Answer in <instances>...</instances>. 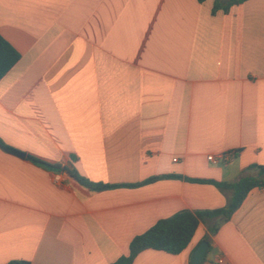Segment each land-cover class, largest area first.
Returning <instances> with one entry per match:
<instances>
[{
	"label": "crops",
	"instance_id": "1",
	"mask_svg": "<svg viewBox=\"0 0 264 264\" xmlns=\"http://www.w3.org/2000/svg\"><path fill=\"white\" fill-rule=\"evenodd\" d=\"M213 5L0 0V35L21 54L0 82V140L118 186L90 190L0 145V264H113L158 221L227 205L187 178L232 183L264 166V0ZM157 176L170 177L124 186ZM263 188L229 221L201 222L182 253L133 264H191L204 241L200 264H264Z\"/></svg>",
	"mask_w": 264,
	"mask_h": 264
},
{
	"label": "trees",
	"instance_id": "2",
	"mask_svg": "<svg viewBox=\"0 0 264 264\" xmlns=\"http://www.w3.org/2000/svg\"><path fill=\"white\" fill-rule=\"evenodd\" d=\"M199 3H204L206 0H197ZM248 0H214L212 14L218 11H223L228 14L234 6L244 4ZM21 54L0 35V82L1 80L15 67L20 61ZM0 145L4 143L0 140ZM11 149V148H10ZM14 150V149H12ZM27 158L32 163L49 169L51 171L61 173L67 172L80 185L93 190L105 191L118 186L106 185L102 183H94L88 178L79 174L74 164L76 159L71 156L70 168H66L57 164L44 161L32 155H27ZM252 169L259 171L258 177L246 176L236 182H220L207 179H189L188 181L199 184H211L217 187L224 193H229L230 198L224 208L206 211H181L175 215L158 221L145 233L137 235L133 238L129 245V253L121 257L113 264H133L137 256L146 250L163 251L171 255L182 253L191 243L195 232L201 222L209 219H222L223 222L229 221L233 215L241 208L243 202L249 193L255 188L264 186V166L253 165ZM164 177L157 176L150 178L138 184L124 185L125 187H139L154 183ZM177 177V176H176ZM180 178V177H179ZM210 251V247L207 253ZM206 253V255H207ZM205 259H203L204 261ZM8 264H33L26 260H14Z\"/></svg>",
	"mask_w": 264,
	"mask_h": 264
},
{
	"label": "water",
	"instance_id": "3",
	"mask_svg": "<svg viewBox=\"0 0 264 264\" xmlns=\"http://www.w3.org/2000/svg\"><path fill=\"white\" fill-rule=\"evenodd\" d=\"M1 148L13 155V156H16L20 159H26L27 158V154L26 153H23V152H20V151H16V150H12L6 146H3L1 145ZM209 242L208 241H204L200 244V246L194 251L193 255H192V258H191V264H200L201 261L204 259L208 249H209Z\"/></svg>",
	"mask_w": 264,
	"mask_h": 264
},
{
	"label": "built area",
	"instance_id": "4",
	"mask_svg": "<svg viewBox=\"0 0 264 264\" xmlns=\"http://www.w3.org/2000/svg\"><path fill=\"white\" fill-rule=\"evenodd\" d=\"M232 157L233 156L231 154H223V155H219V156L210 155V156H208V161L215 164V165H217V164L227 165L231 161ZM61 179H62L61 175L56 176V181H60ZM222 262L223 261L220 260V263H222Z\"/></svg>",
	"mask_w": 264,
	"mask_h": 264
},
{
	"label": "rangeland",
	"instance_id": "5",
	"mask_svg": "<svg viewBox=\"0 0 264 264\" xmlns=\"http://www.w3.org/2000/svg\"><path fill=\"white\" fill-rule=\"evenodd\" d=\"M254 172H256L255 174H254ZM250 175H252L253 177H258V175H259V171H253V172H251V174Z\"/></svg>",
	"mask_w": 264,
	"mask_h": 264
}]
</instances>
